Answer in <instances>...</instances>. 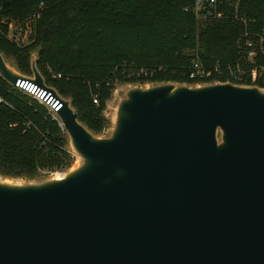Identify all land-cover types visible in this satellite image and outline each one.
Listing matches in <instances>:
<instances>
[{
	"label": "water",
	"instance_id": "water-1",
	"mask_svg": "<svg viewBox=\"0 0 264 264\" xmlns=\"http://www.w3.org/2000/svg\"><path fill=\"white\" fill-rule=\"evenodd\" d=\"M35 59L0 79L50 93L74 163L0 177V264H264L263 88L131 83L99 136Z\"/></svg>",
	"mask_w": 264,
	"mask_h": 264
},
{
	"label": "trees",
	"instance_id": "trees-1",
	"mask_svg": "<svg viewBox=\"0 0 264 264\" xmlns=\"http://www.w3.org/2000/svg\"><path fill=\"white\" fill-rule=\"evenodd\" d=\"M230 1L234 6L220 4L221 17L196 20L191 0H0V53L29 75V53L36 50L44 83L69 98L77 119L98 134L114 83L192 82L185 73L194 55L216 68L207 81L264 63V0ZM24 22L30 39L15 45L5 36L7 25ZM137 68L151 74L127 76ZM12 90L0 79V175L66 168L72 159L56 119Z\"/></svg>",
	"mask_w": 264,
	"mask_h": 264
},
{
	"label": "built area",
	"instance_id": "built-area-1",
	"mask_svg": "<svg viewBox=\"0 0 264 264\" xmlns=\"http://www.w3.org/2000/svg\"><path fill=\"white\" fill-rule=\"evenodd\" d=\"M223 3L227 6H234V3L230 0H191V6L188 10L193 15L196 20H205L209 18L221 17L223 14L221 10H219L220 4ZM40 5V4H39ZM184 10H187L186 8ZM18 25V24H17ZM20 25V23H19ZM13 23H9L7 25L5 36L8 40L13 42L15 45H23L22 41L18 38L19 32L21 29H11L15 27ZM19 31V32H18ZM31 30H28L26 36H23L24 39H30ZM30 35V36H29ZM246 46H250L249 42H245ZM245 57L250 61L252 56L254 55L253 51L249 48L245 52ZM130 74L127 76L134 74L136 75H150L151 70H146L144 68H137L135 70H131ZM217 70L215 67L207 68L205 67L199 58L194 55V58L191 60L190 65L185 73L186 79L192 82H209L207 79ZM225 80L231 83L240 84V85H257L260 88L264 89V63L262 64H253L247 69H239L236 68L234 71L229 70L227 77L225 73ZM11 89L21 92L22 94L33 99L37 104L41 105L46 109V111L52 116L51 110H55L56 107L54 103L51 102L52 98L50 93H44V91L35 86H25L21 83L16 82L13 86H10ZM97 96L92 95L91 102L96 103ZM3 99L0 95V103H3Z\"/></svg>",
	"mask_w": 264,
	"mask_h": 264
},
{
	"label": "rangeland",
	"instance_id": "rangeland-1",
	"mask_svg": "<svg viewBox=\"0 0 264 264\" xmlns=\"http://www.w3.org/2000/svg\"><path fill=\"white\" fill-rule=\"evenodd\" d=\"M30 24L27 23V22H24L22 24H18L16 25L15 27H12L11 29H21L20 32L18 33L19 34V39L22 41L23 45L26 44L27 42V39H24L23 36H26V33H28V30H31L30 29ZM31 35V34H30ZM29 35V36H30ZM6 59H9L11 61V59L9 57H5ZM129 72V70H127ZM132 83H136V82H132ZM129 85H132L131 83H114L113 85V89L110 93V96L109 98L105 101V107H104V111H103V116L104 118L108 119L110 118L111 116V113H112V110H113V107L118 99V97L122 96V93H123V90L128 87ZM14 92H16L15 90H12ZM16 93H20L22 94L21 92L17 91ZM107 125L105 126V128L100 132L98 133L99 136H105L108 132V129H107ZM72 162V161H71ZM74 163V160L72 162V164ZM65 168H63L62 170H57L58 173H62L64 171ZM39 170H47V169H39ZM38 171V170H37ZM39 174H42L43 172L42 171H38ZM45 175H36L34 178H41V177H44ZM1 178L3 176H0ZM3 178H6L8 180H11V181H23L22 177H8V176H5Z\"/></svg>",
	"mask_w": 264,
	"mask_h": 264
}]
</instances>
